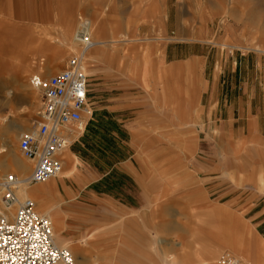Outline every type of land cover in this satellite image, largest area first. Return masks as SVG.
<instances>
[{
  "label": "rangeland",
  "instance_id": "rangeland-1",
  "mask_svg": "<svg viewBox=\"0 0 264 264\" xmlns=\"http://www.w3.org/2000/svg\"><path fill=\"white\" fill-rule=\"evenodd\" d=\"M83 20L106 45L86 53L93 113L63 162L75 150L112 170L54 179L58 245L75 264H264V0H0L2 28H54L29 32L48 52L0 53V144L28 166L1 174L31 175L19 140L43 98L30 77L65 68ZM132 155L140 173L113 166Z\"/></svg>",
  "mask_w": 264,
  "mask_h": 264
},
{
  "label": "built area",
  "instance_id": "built-area-1",
  "mask_svg": "<svg viewBox=\"0 0 264 264\" xmlns=\"http://www.w3.org/2000/svg\"><path fill=\"white\" fill-rule=\"evenodd\" d=\"M95 45L91 25L83 20L74 33V50L65 68L47 77H30L43 99L35 127L19 140V150L33 166L28 185L59 175L63 152L81 137L91 119L85 58ZM16 182V174L0 172V264H75L73 253L56 244L50 217L37 210L32 198L19 200L14 191ZM220 261L237 264L230 253L222 254Z\"/></svg>",
  "mask_w": 264,
  "mask_h": 264
},
{
  "label": "bare ground",
  "instance_id": "bare-ground-1",
  "mask_svg": "<svg viewBox=\"0 0 264 264\" xmlns=\"http://www.w3.org/2000/svg\"><path fill=\"white\" fill-rule=\"evenodd\" d=\"M69 17L66 18V22H67L66 27H64L61 31V38H63L64 40L68 39V32L73 26L72 22L74 20H72ZM3 24L4 22L2 23V25ZM15 30H16L15 27H11L10 29H5L0 26V53L1 55L6 56L10 54L21 53L22 51L24 52L28 48H30V50L32 51L34 50L37 53L38 52L39 53L48 52L50 50L47 44L48 42L46 43L44 40H37L36 38L31 39L29 37V31L27 29L25 30V27H23L24 31L19 30L20 32L18 33ZM5 36H7V39L9 40V42L5 41L6 40ZM73 39H74V36H73ZM27 41H30V42H27ZM95 43H97L96 46H98V45L104 44L105 41H95ZM50 71H47V72H50ZM0 149H1L0 150V172L1 170L13 169V171L15 172H20L22 174L27 173L28 166L26 165L23 159L12 158L11 157L12 153L9 152L8 148H5V145H3V143L0 144ZM61 173H62V170L59 173V175ZM53 181L54 179L47 180L45 182L38 183L40 184L39 186L29 188L27 185L28 177L19 178L17 176V182L14 186V191L16 195L18 193L20 196L31 197L33 200H37L39 197H42L43 191L46 187H52ZM38 203L42 205L41 200H38ZM41 213L50 217L52 221V225L54 223L53 228H55V230L57 231V234H58L57 238L59 239V244L60 243L64 244V236H66L67 233L65 232L64 224L62 223L61 218L57 217V215H54L50 210H45V211H42ZM59 232H61L60 235H59ZM55 242L58 245L57 241ZM209 263H210L209 259H205L203 260L202 264H209Z\"/></svg>",
  "mask_w": 264,
  "mask_h": 264
},
{
  "label": "crops",
  "instance_id": "crops-1",
  "mask_svg": "<svg viewBox=\"0 0 264 264\" xmlns=\"http://www.w3.org/2000/svg\"><path fill=\"white\" fill-rule=\"evenodd\" d=\"M89 4H91V3H89ZM39 18H41V20H43V21H49L50 20V14L48 12H43V13H41L39 15ZM103 18H104V16L102 17V19H100V22L104 24V19ZM19 24H22V23H19ZM23 26L31 34L34 35L36 33L37 34L40 33L44 38L48 34L52 33L53 30H54V28H53V30L51 32H47V34H46V30H49L52 27L51 25H45V26L36 27V28H34L36 30H32V27L29 26V25H23ZM104 32H105V30L103 32H101L99 35H102ZM59 37H60V35H59ZM45 42H47L46 39H45ZM102 45H106V42L104 44H102ZM102 45H98V46H102ZM88 123H87V125H88ZM86 128H87V126H86ZM76 141H78V140H76ZM75 142H73V143H75ZM73 153L75 155H72V156L70 155L69 158H68V156L66 157V159L67 158L68 159L66 161H64V164H63L64 172H63V175L61 177H65V174H68L69 175V176L67 175L68 177H70V175H73V176H75L77 178L78 177L80 178L83 175V170H85L86 175L88 174V175H90L92 177L95 176V175H97V178L95 179L96 181L97 180L100 181V180L103 179V177L109 176L110 170H112V168H110V166H108L107 164L102 163L103 161H101V160L98 161V160H94V159H90V161H89L87 158H85L84 155H79V153L77 151L73 150ZM106 160H107V157H106ZM93 162H95L96 164L94 165ZM115 163H117V162H115ZM113 166H116V167L121 168L120 170L123 171V172H126L127 175H130V172L133 175H135V173L136 174L140 173L139 172V164L138 163H137V166L135 167V157H134V155H132L127 160H123L120 163L118 162L117 164H114ZM122 166H124L126 169L124 168L125 170H123L122 169ZM130 167H132V169H131L132 171H130V172L126 171V170H129ZM89 170H90V172H89ZM133 187L135 188V186H133ZM55 189H56V181L55 180L52 182V187H46L44 189L43 194H42V199H43V201H42L43 207L41 208L42 211H44V210H50V209L44 208V206H45V202H46V199H47L48 194L50 192L52 193ZM39 198H41V197H39ZM133 198H135L134 195H133ZM128 207H134V204L129 205ZM50 211L52 212V210H50ZM56 214L57 213H54V215H56Z\"/></svg>",
  "mask_w": 264,
  "mask_h": 264
}]
</instances>
